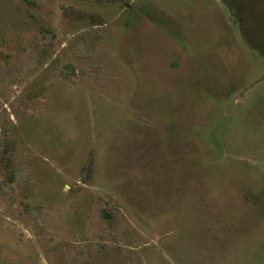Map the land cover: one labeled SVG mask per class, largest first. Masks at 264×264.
<instances>
[{"label": "rangeland", "instance_id": "1", "mask_svg": "<svg viewBox=\"0 0 264 264\" xmlns=\"http://www.w3.org/2000/svg\"><path fill=\"white\" fill-rule=\"evenodd\" d=\"M0 264H264V0H0Z\"/></svg>", "mask_w": 264, "mask_h": 264}]
</instances>
